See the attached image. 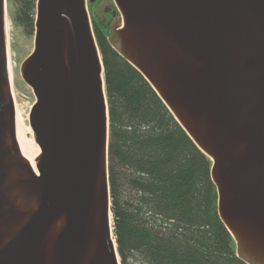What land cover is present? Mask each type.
Returning a JSON list of instances; mask_svg holds the SVG:
<instances>
[{"label": "water", "instance_id": "95a60500", "mask_svg": "<svg viewBox=\"0 0 264 264\" xmlns=\"http://www.w3.org/2000/svg\"><path fill=\"white\" fill-rule=\"evenodd\" d=\"M111 3L109 45L210 160L236 256L264 264V0ZM5 19L0 0V264H120L104 68L87 0H36L34 46L20 65L36 98L35 142L14 109Z\"/></svg>", "mask_w": 264, "mask_h": 264}, {"label": "trees", "instance_id": "16d2710c", "mask_svg": "<svg viewBox=\"0 0 264 264\" xmlns=\"http://www.w3.org/2000/svg\"><path fill=\"white\" fill-rule=\"evenodd\" d=\"M35 3L18 21L33 27ZM109 112L108 172L120 264H245L216 212L210 160L143 76L93 26Z\"/></svg>", "mask_w": 264, "mask_h": 264}, {"label": "rangeland", "instance_id": "374dc122", "mask_svg": "<svg viewBox=\"0 0 264 264\" xmlns=\"http://www.w3.org/2000/svg\"><path fill=\"white\" fill-rule=\"evenodd\" d=\"M36 3V0H32ZM22 0H5V18L8 24V49L13 59L14 71L16 77L15 91L22 93L27 91L31 98V106L36 101L32 89L23 81L20 73L21 62L30 54L34 46V25L28 27L18 21V10ZM88 6V0H87ZM88 9V7H87ZM35 13V10H34ZM98 13V11H97ZM89 17L91 19L90 13ZM104 17V16H103ZM107 22V20H106ZM102 27L101 31L108 35L109 23ZM6 23V22H5ZM92 24V21H91ZM93 27V24H92ZM30 111V110H29Z\"/></svg>", "mask_w": 264, "mask_h": 264}, {"label": "bare ground", "instance_id": "6f19581e", "mask_svg": "<svg viewBox=\"0 0 264 264\" xmlns=\"http://www.w3.org/2000/svg\"><path fill=\"white\" fill-rule=\"evenodd\" d=\"M6 21V19H5ZM8 24L7 21L5 23V32H6V40H7V73H8V79L10 84V90L11 95L14 103V109L16 111V114L18 116L19 121L21 122L25 132L31 137V139L35 142L34 135L32 128L30 126L29 116L31 110V98L29 96V93L27 91H24L22 93H17L15 91V83H16V77H15V71H14V64L13 59L9 53L8 49ZM111 230H112V238H114L113 234V221L111 218Z\"/></svg>", "mask_w": 264, "mask_h": 264}, {"label": "flooded vegetation", "instance_id": "af4514ba", "mask_svg": "<svg viewBox=\"0 0 264 264\" xmlns=\"http://www.w3.org/2000/svg\"><path fill=\"white\" fill-rule=\"evenodd\" d=\"M87 7L93 26L100 30L102 27L106 28L105 25L108 23V21L111 22L117 14L115 6L111 3V0H94L91 3L88 0Z\"/></svg>", "mask_w": 264, "mask_h": 264}]
</instances>
